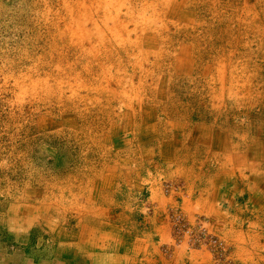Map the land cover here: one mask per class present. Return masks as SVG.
<instances>
[{
	"label": "rangeland",
	"instance_id": "obj_1",
	"mask_svg": "<svg viewBox=\"0 0 264 264\" xmlns=\"http://www.w3.org/2000/svg\"><path fill=\"white\" fill-rule=\"evenodd\" d=\"M224 1L231 0L215 5ZM75 2L0 0L1 225L8 220L18 227L31 225L43 243L56 237L68 243L79 221L150 217L159 220L165 242L203 247L213 264L237 263L234 249L258 252L263 261L264 49L257 50L252 33L236 15L252 0H232L237 12L219 7L220 17L211 12L201 17L203 9H192V37L178 39V49H188V66L176 71L170 66L174 58L164 57L158 71L150 66L154 73L141 88L138 69L126 64L128 54L139 58V52L127 53L119 66L115 56L104 62L111 72L118 70L122 85L132 87L125 92L126 103L106 102L107 96L94 89L101 68L67 44L65 24ZM197 19H202L200 26ZM168 33L174 34L172 25ZM141 45L144 51L159 49ZM228 58L242 78H250L251 97L235 93L234 86L232 94L224 93L227 86L206 81L202 69L212 75ZM113 82L109 80L110 87ZM144 117L147 131L142 134ZM247 146L253 147L251 155L239 156ZM256 151L260 153L253 156ZM224 192L235 195L232 205L230 196L226 205L213 197ZM185 225L192 233L185 232ZM202 234L216 241L204 240ZM239 238L243 248L235 244ZM161 248L164 254L170 250L168 244Z\"/></svg>",
	"mask_w": 264,
	"mask_h": 264
},
{
	"label": "bare ground",
	"instance_id": "obj_2",
	"mask_svg": "<svg viewBox=\"0 0 264 264\" xmlns=\"http://www.w3.org/2000/svg\"><path fill=\"white\" fill-rule=\"evenodd\" d=\"M207 1L208 0H136V2H137V5H136L134 0H88L87 3L84 0H77V2H75V4L72 5L73 8L69 6L72 9V10L70 9V11H71L70 14H72V15H70V17L68 18L71 21H67V23L65 24L66 25L65 27H67L66 30H68V32L66 33V35L68 37V42L67 41L66 42H67V44L73 45V46L69 45V47H71L73 49V50L71 49L72 51L78 52L81 56V59L88 58L87 62H89V64L92 63V65H97L98 67L101 68L100 73H98V75H96L97 78L95 80L93 79L94 81L100 80L99 84H97L98 86L94 87V89L99 90V92L102 93L101 95L103 97L107 96L105 101L106 102L107 101H111V102L122 101V103L123 102L126 103V102H128L127 96L129 95V92H127L126 94H125V92L128 90L130 91V89L132 87L127 86V84L122 85L121 84L122 77L121 76L120 77L115 76L116 73H118V70L113 69V71L111 72L110 67L107 68V66L104 65V62L107 64V62L111 61V59H113V57L115 56L118 59L116 66H119V65H121L120 59H123V57L126 56L127 53H130L133 50H136V53L139 52V58L135 55H133V57H132L131 54H128L127 55L128 60H127L126 64L131 65L133 68L138 69V71H139V87L140 88H141L140 83H142V81L145 84V77L153 75V73H154L152 71L153 68L157 69V71L159 70L158 68L162 64V62L160 60H162V58H164V57H167V58L169 57L171 60L174 58V60L172 61L173 66L170 64L169 65L171 67H174L176 71L184 69L185 65L188 66V63H187L188 59L186 57V54L188 53V51H187L188 49H178L179 48L178 47V39H179V36L189 37L190 39L192 37L191 35H189V32L193 31L195 29H193L194 23H192V19H191V14H190L191 10L195 9V12L197 13V12L201 11V10L199 11V9H203L202 14L198 13L201 17L202 16L204 17L203 14L210 13V12H211L210 15L213 14L216 17H220V15H218L219 7L224 8V10L231 9L230 12L232 11L234 13H235V11L237 12V9H238L235 6V2L232 3V0L221 2L219 7H217L215 4L220 3L221 0H211L212 2H209V3H211L210 6H213V7L216 6L214 8L209 7L208 6L209 4H206ZM65 2H67V1H65ZM70 2H71V0H70ZM186 8L190 9V12H188V10L186 11L185 10ZM220 11L222 12V10H220ZM237 13H236V15H238L237 19H240V21H242L245 24L244 27L247 28L248 30H250V32L252 33V36L254 39V41H252V43L253 42L256 43L257 50L264 49V0H252L251 5L244 4L239 10L240 14H237ZM198 14H197V16H198ZM227 14L229 15V13H227ZM222 15L223 14L221 13V16ZM231 15L232 14H230V16ZM240 16H243V17L241 18ZM210 18H211V16H210ZM212 18H214V17H212ZM212 18H211V20H212ZM177 19H179V20L182 19L185 22H182V24L180 25V24L176 23L175 20H177ZM64 20H63V22H64ZM206 20H207V18H206ZM201 21H202V19H197V26H200L201 23H199V22H201ZM188 22H190V23H188ZM202 24H203V22H202ZM220 24H221V22H220ZM170 25L173 26V33H174L173 35L168 33L169 29H170ZM262 25H263V27H262ZM240 27H242V26H240ZM207 29H209V28H207ZM225 29H224V31H226ZM238 29H240V28H238ZM213 30H214V28H213ZM227 32H228V29H227ZM241 34H243V33H241ZM144 36H149V37L147 39H144L143 38ZM230 36H231V34H230ZM252 36H251V38H252ZM225 38H226V35H225ZM230 40H231V38H230ZM140 41H141V44H145L148 47L154 46L155 44H157V45H159V49L157 51H151L150 49H147L144 51L142 49L143 48L142 45L140 46ZM193 42L195 44L198 43L196 40H193ZM191 44L193 45V43H191ZM195 44L193 46L198 45V44H196V45ZM233 44H232V47L234 46ZM177 49L179 51H177ZM196 49H197V46H196ZM234 49H235V47H234ZM231 52L232 51H230V53L227 55L230 56ZM233 52H235V51H233ZM260 55L263 56L260 59L264 61V51L263 50L260 52ZM150 57L152 58L151 60L149 59ZM251 57H254V56H251ZM132 58H133V62L131 61ZM140 60H143V63ZM150 61H151V65L148 64ZM144 63L149 66V69H146V70L144 69V67H143ZM198 63L201 64L200 60ZM150 66L152 67V69H150ZM238 67L239 66L234 64L232 62V60L231 59L229 60V58H228V61H225V63H223L221 65V67L216 69L212 75L208 74V70L206 69L207 67H204L202 70L205 69V71L207 72V74H205V75H207V76H205L206 77L205 79L207 82H208V78H210V79H214L213 81L211 80L212 82H219L220 85L223 84V85L227 86V87H223V89H222L224 93L232 94L233 91L230 90V88L232 86H234V88H235L234 92L235 93L241 92L243 96H246V95L250 96L249 93L252 92V90L247 88L249 86V85L247 86V84H248V81L250 80V78H242L241 77L242 72L239 70ZM91 72H92V70H91ZM122 72H123V70H121V74H122ZM147 72H151V73L147 74ZM202 74H203V71H202ZM87 79H88V77H87ZM111 79H113V81H114L113 85L115 87H113V86L110 87L109 80L111 82ZM241 79H244V82ZM202 80H204V79H202ZM208 84H209V82H208ZM249 84H250V82H249ZM141 85H143V84H141ZM171 85H173V84H171ZM128 88H130V89H128ZM250 88H251V86H250ZM222 90L219 92H222ZM140 97H141V95H140ZM93 98H95V101H97L96 95H94ZM217 99L219 100L220 98H217ZM137 102H138V100H137ZM100 105H102V104H100ZM138 105H141V103ZM217 110H218V108H217ZM143 111H144V109H143ZM142 115H144V114H142ZM141 121H142L141 122V130L139 133L144 134V131H147L146 127L143 128L144 125L146 124V118L145 117L142 118ZM250 148H253V147L247 146L246 152H243V155L240 154L239 156H242L243 158H245V157L247 158L252 153L250 151ZM259 153H258V151H256V153L253 156L258 155ZM240 160H242V158H240ZM255 168H257V166H255ZM111 248H114V247H111Z\"/></svg>",
	"mask_w": 264,
	"mask_h": 264
},
{
	"label": "crops",
	"instance_id": "obj_3",
	"mask_svg": "<svg viewBox=\"0 0 264 264\" xmlns=\"http://www.w3.org/2000/svg\"><path fill=\"white\" fill-rule=\"evenodd\" d=\"M214 182L210 185L214 186ZM224 193V196L217 193L213 197L220 198L226 205L230 196L229 205H232L235 195ZM158 221L150 217L131 220L130 224L127 219L79 221L68 243L58 241V237L43 243V237L37 236L41 232L33 231L31 225L18 227L11 225L12 220L4 221L0 223V264H213L209 251L203 247L191 249L183 241L178 244L170 240L165 242L159 231L161 226L156 224ZM242 240L234 241L239 248L243 246ZM162 244L170 246L165 254ZM239 252L234 249L232 254L237 263L264 264L258 252Z\"/></svg>",
	"mask_w": 264,
	"mask_h": 264
},
{
	"label": "built area",
	"instance_id": "obj_4",
	"mask_svg": "<svg viewBox=\"0 0 264 264\" xmlns=\"http://www.w3.org/2000/svg\"><path fill=\"white\" fill-rule=\"evenodd\" d=\"M178 218L180 219V217L178 215H175V219L177 221H178ZM184 230H185L186 233H188V232L192 233V231L190 230V228L187 225H185V229ZM202 236H203L204 240H207V241L210 240L211 241V239H212L214 242L216 241L215 237L213 235H211V234H205V235L202 234ZM219 244L221 245L222 243L219 242Z\"/></svg>",
	"mask_w": 264,
	"mask_h": 264
}]
</instances>
